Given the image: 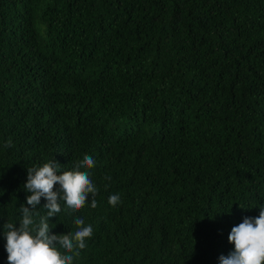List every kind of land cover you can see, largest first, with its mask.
I'll list each match as a JSON object with an SVG mask.
<instances>
[{"label":"trees","instance_id":"obj_1","mask_svg":"<svg viewBox=\"0 0 264 264\" xmlns=\"http://www.w3.org/2000/svg\"><path fill=\"white\" fill-rule=\"evenodd\" d=\"M50 161L97 188L50 218L93 228L73 264H220L264 207V0H0V264Z\"/></svg>","mask_w":264,"mask_h":264},{"label":"clouds","instance_id":"obj_2","mask_svg":"<svg viewBox=\"0 0 264 264\" xmlns=\"http://www.w3.org/2000/svg\"><path fill=\"white\" fill-rule=\"evenodd\" d=\"M5 148L12 147L11 139L5 143ZM95 166L94 159L85 154L76 168L91 169ZM59 166L50 161L38 168L27 169L28 177L25 189L31 195L27 196V205L20 206L22 220L19 228L11 222L4 225L6 231V252L8 264H73L75 257L86 247V239L91 238L93 228L85 226L82 218L74 221L77 230L74 233L62 235L52 234L49 227L50 218L60 213L59 201L63 200L68 209L79 211L86 203L89 194L95 197L97 188L89 178L88 172L66 171L57 174ZM110 179V178H109ZM59 185L58 191L54 186ZM47 203L44 208L47 214L35 224L34 216L41 198ZM121 202L119 194L110 195L108 203L113 207ZM91 207L96 208L97 202L91 199ZM229 243L234 245V251L227 256H221L220 264H264V207L260 208L257 218L246 217L234 226L229 234ZM62 248L65 254L58 250Z\"/></svg>","mask_w":264,"mask_h":264}]
</instances>
